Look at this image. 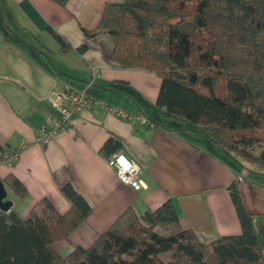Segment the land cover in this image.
<instances>
[{"label":"crops","instance_id":"0c3cea01","mask_svg":"<svg viewBox=\"0 0 264 264\" xmlns=\"http://www.w3.org/2000/svg\"><path fill=\"white\" fill-rule=\"evenodd\" d=\"M123 1L69 0L62 8L50 0H0V147L5 152L26 145L12 166L0 164V181L12 174L27 195L18 199L4 186L5 200L22 219L42 199L63 214L71 205L56 178L70 179L91 212L66 241L54 244L63 258L74 248L91 246L127 208L142 216L167 201L174 205L180 227L203 244L238 235L228 192L233 181L247 213L264 231V171L242 167L206 137L185 131L189 127L184 122L157 110L160 79L118 67L110 36L83 35L82 30L98 26L105 5ZM50 30L68 44L69 52L60 51ZM81 46L83 53L78 52ZM91 80L87 93L92 103L73 117L71 131L56 134L46 145L36 144L40 127L55 117L50 104L54 95L83 90ZM98 103L144 115L155 126L123 121ZM110 137L137 166L139 190L120 183L107 164L101 150Z\"/></svg>","mask_w":264,"mask_h":264},{"label":"trees","instance_id":"16d2710c","mask_svg":"<svg viewBox=\"0 0 264 264\" xmlns=\"http://www.w3.org/2000/svg\"><path fill=\"white\" fill-rule=\"evenodd\" d=\"M50 1L64 8L69 0ZM50 32L60 51L69 52ZM82 32L110 36L118 67L160 79L157 110L184 122L185 131L203 134L239 165L264 171V0H124L105 5L98 26ZM119 149L110 137L101 151L108 156ZM56 180L70 202L67 212L58 213L47 199L35 203L27 219L0 210V264H264V231L247 213L237 181L228 192L238 235L203 244L180 227L167 201L142 216L127 208L91 246L63 258L54 244L66 241L91 209L70 179ZM2 182L18 199L26 197L12 174Z\"/></svg>","mask_w":264,"mask_h":264},{"label":"built area","instance_id":"2783aa9c","mask_svg":"<svg viewBox=\"0 0 264 264\" xmlns=\"http://www.w3.org/2000/svg\"><path fill=\"white\" fill-rule=\"evenodd\" d=\"M96 75L93 69L92 77ZM93 80L85 85L80 91L66 89L63 93H57L51 100V108L55 112V117L50 122L42 125L38 130L36 144L46 145L49 140L56 134L64 131H71L72 119L88 108L92 103L88 96L87 89L92 86ZM100 104L101 109L106 113L114 115L123 121L132 123L138 122L142 126L154 127L155 125L144 115L131 114L123 110L113 108L104 103ZM26 147L25 143L21 144L18 149L7 150L0 154V164L12 166L19 157L20 152ZM107 164L115 171L120 183L132 187L134 190L141 188L137 181L138 168L130 161L122 151H116L106 157Z\"/></svg>","mask_w":264,"mask_h":264},{"label":"water","instance_id":"95a60500","mask_svg":"<svg viewBox=\"0 0 264 264\" xmlns=\"http://www.w3.org/2000/svg\"><path fill=\"white\" fill-rule=\"evenodd\" d=\"M6 190L3 185V182L0 181V210L4 212H8L11 209L12 203L10 201H6Z\"/></svg>","mask_w":264,"mask_h":264},{"label":"rangeland","instance_id":"374dc122","mask_svg":"<svg viewBox=\"0 0 264 264\" xmlns=\"http://www.w3.org/2000/svg\"><path fill=\"white\" fill-rule=\"evenodd\" d=\"M158 80H159V79H158ZM159 81H160V80H159ZM196 129L199 130L200 132L202 131V129H201L200 127H196ZM199 134H200V133H199ZM199 134L196 133V135H199ZM200 135H201L202 137H204L203 134H200ZM250 166H253V165H250ZM253 167H255V166H253ZM255 168H257V167H255ZM169 257H170V254H166V255H164V256L162 257V259H163L164 262H167V261H169V259H170Z\"/></svg>","mask_w":264,"mask_h":264}]
</instances>
